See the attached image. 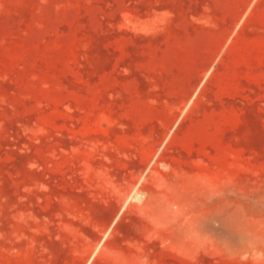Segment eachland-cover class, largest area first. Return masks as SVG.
I'll return each instance as SVG.
<instances>
[{
	"label": "rangeland",
	"instance_id": "obj_1",
	"mask_svg": "<svg viewBox=\"0 0 264 264\" xmlns=\"http://www.w3.org/2000/svg\"><path fill=\"white\" fill-rule=\"evenodd\" d=\"M0 264H264V0H0Z\"/></svg>",
	"mask_w": 264,
	"mask_h": 264
},
{
	"label": "bare ground",
	"instance_id": "obj_2",
	"mask_svg": "<svg viewBox=\"0 0 264 264\" xmlns=\"http://www.w3.org/2000/svg\"><path fill=\"white\" fill-rule=\"evenodd\" d=\"M205 78H206V76H205ZM205 78L202 80V82H201L200 85L198 86V88H197V90H196V94H197V92L199 91L200 87L202 86V84H203ZM140 183H141V180H140V182L134 187L133 192L131 193V197L133 196V197H135V198H139V199H140L141 194H140V192L138 191V188H139V186H140Z\"/></svg>",
	"mask_w": 264,
	"mask_h": 264
}]
</instances>
